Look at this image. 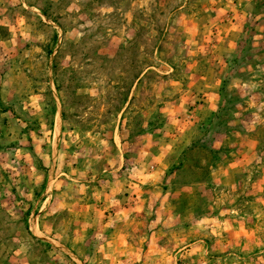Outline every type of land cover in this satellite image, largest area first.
<instances>
[{"label":"rangeland","instance_id":"374dc122","mask_svg":"<svg viewBox=\"0 0 264 264\" xmlns=\"http://www.w3.org/2000/svg\"><path fill=\"white\" fill-rule=\"evenodd\" d=\"M0 264H264V0H0Z\"/></svg>","mask_w":264,"mask_h":264}]
</instances>
